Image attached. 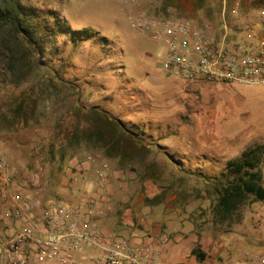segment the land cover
<instances>
[{
    "label": "rangeland",
    "instance_id": "374dc122",
    "mask_svg": "<svg viewBox=\"0 0 264 264\" xmlns=\"http://www.w3.org/2000/svg\"><path fill=\"white\" fill-rule=\"evenodd\" d=\"M238 1V15L226 21L245 30L252 20L264 35V0ZM199 3L24 1L38 20L55 16L90 34L71 42L59 33L40 53L20 35L10 37L26 54V66L16 69L0 50V158L9 169L0 174V201L13 173L10 192L26 181L42 201L99 197L93 217L100 229L141 243L167 237L169 263H235L244 251H264V208L253 210L264 201L247 200L226 218L214 210L230 179L226 161L254 145L264 148V86L191 85L167 76L162 45L130 28L138 11L218 26L224 0ZM110 121L125 134L113 139ZM258 170L264 173V161ZM4 223L0 217V238ZM235 235L255 243L235 244ZM194 247L206 254L202 263L190 253Z\"/></svg>",
    "mask_w": 264,
    "mask_h": 264
},
{
    "label": "built area",
    "instance_id": "2783aa9c",
    "mask_svg": "<svg viewBox=\"0 0 264 264\" xmlns=\"http://www.w3.org/2000/svg\"><path fill=\"white\" fill-rule=\"evenodd\" d=\"M238 11V0L229 6L224 0L216 27L184 18H149L138 11L130 28L151 34L162 45L160 68L167 76L191 85L264 86V35L254 30L252 20L245 30L242 24L226 21ZM8 171L0 158V174ZM11 177L13 173L4 178L0 201L5 220L0 264H189L165 261L167 237L150 244L106 234L93 217L99 197L84 196L72 204L42 201L26 181H17V189L10 192ZM103 181L95 184L99 194ZM203 264H264V251H244L235 263Z\"/></svg>",
    "mask_w": 264,
    "mask_h": 264
},
{
    "label": "trees",
    "instance_id": "16d2710c",
    "mask_svg": "<svg viewBox=\"0 0 264 264\" xmlns=\"http://www.w3.org/2000/svg\"><path fill=\"white\" fill-rule=\"evenodd\" d=\"M24 1L26 0H0V50L8 55V65L11 69L25 67L26 54L23 50L19 51V44L10 41V37L14 39L13 36L20 35L30 47L40 53L37 48L45 42L54 44L59 33L67 35L71 42H75L76 37L89 36L88 31H71L60 21H52L55 16L45 15L38 20L36 14L24 6ZM204 1L200 0L197 8H201ZM3 33L6 36L3 37ZM107 124L113 139L117 135L125 134V129L119 121ZM91 136L100 137L98 133ZM263 150V145H254L244 150L239 157L226 161L225 170L230 179L224 181L214 205L215 212H219L223 218L229 217L247 200L264 201L262 176L258 170L264 161ZM190 253L199 263H202L206 256L198 247H194Z\"/></svg>",
    "mask_w": 264,
    "mask_h": 264
},
{
    "label": "crops",
    "instance_id": "0c3cea01",
    "mask_svg": "<svg viewBox=\"0 0 264 264\" xmlns=\"http://www.w3.org/2000/svg\"><path fill=\"white\" fill-rule=\"evenodd\" d=\"M260 173H261V176H262V180H263V184H264V173L262 172V171H260ZM260 204H262V203H258V205H260ZM258 205H255L254 207H253V210L255 211L256 209L257 210H260L261 208H264V204L263 205H260V207H258ZM259 237L261 238V237H264V236H261V235H259ZM264 239V238H263ZM233 240H234V242H235V244H239L240 245V243H242L245 247L246 246H248L249 244H254L255 243V241L253 240V239H249L247 236H234L233 237Z\"/></svg>",
    "mask_w": 264,
    "mask_h": 264
}]
</instances>
